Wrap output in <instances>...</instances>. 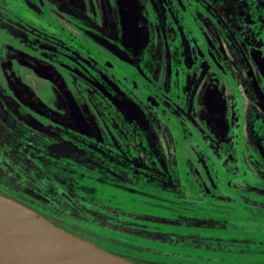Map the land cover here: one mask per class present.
I'll list each match as a JSON object with an SVG mask.
<instances>
[{
    "label": "rangeland",
    "instance_id": "1",
    "mask_svg": "<svg viewBox=\"0 0 264 264\" xmlns=\"http://www.w3.org/2000/svg\"><path fill=\"white\" fill-rule=\"evenodd\" d=\"M180 2L184 9L176 0H0V195L137 264L264 254V239L204 231L264 230V223L194 213L207 200L219 207L235 199L264 212V0ZM55 26L164 105L182 128V170L167 123ZM238 157L247 181L237 175ZM51 161L102 176L107 188L53 173ZM219 163L230 185L219 182ZM167 197L179 212L167 211Z\"/></svg>",
    "mask_w": 264,
    "mask_h": 264
},
{
    "label": "trees",
    "instance_id": "2",
    "mask_svg": "<svg viewBox=\"0 0 264 264\" xmlns=\"http://www.w3.org/2000/svg\"><path fill=\"white\" fill-rule=\"evenodd\" d=\"M176 1L178 3L179 7L181 9H184L180 0H176ZM183 11L185 13V16H186L188 23L194 29V31L197 32V30L195 29V26H194L193 22L190 20L188 14L185 12V10H183ZM54 32L57 33L59 36L63 37L64 39H66L67 41H69L70 43H72L73 45L82 49V51H84L85 53L92 55L93 58L97 59L100 63L105 65L109 70H111L120 79L121 82H123L130 90H132L142 100L143 103L147 104L159 117H161L164 120V122L167 123V125L169 126L172 133L175 136H177V138L179 140V145L177 148V163H178L179 169L182 170L184 168L183 157H182L183 141L181 139L182 128H181L180 124H178V121L166 110L164 105L160 101H158L149 91H147L146 89L141 87L133 78H131V76L127 75L120 68H118L117 65L113 64L111 61L104 58L102 55H100L97 51L93 50L91 47L85 45L81 40L72 36L63 28L55 26ZM197 34H198V32H197ZM202 45L203 46L205 45L204 47H206V44H202ZM207 53H208V56L210 57V59L212 60V62L220 70V72L225 75V77H226L227 81L230 83V85L234 89H236L235 83H234L233 79L231 78L230 74L216 60L214 54L212 52H210V50H208ZM94 108L97 109L96 110L97 114H94L92 111L91 112L89 111V113H93V117L95 119L97 117V115L100 112H102L103 107L98 106V107H94ZM98 110H101V111H98ZM49 118H51V120L55 119V122H57L58 120L61 119L59 124L60 123L62 124L63 119L61 117L56 119V117L54 118L53 116H50ZM89 119L94 120L90 117H89ZM78 121H80V120H78ZM75 128H78V127H75ZM78 129H80V128H78ZM80 131H82V130H80ZM80 131L79 132L75 131L73 136L81 135L82 132H80ZM90 136L93 137L92 134ZM192 137L205 150L206 153L210 154V151L205 148L203 143L200 142L197 137H195V136H192ZM66 145L69 146L68 143H66ZM58 151H59V154H62V155H65L68 152V149L65 148L64 142H63V146L60 149H58ZM246 151H247V154L249 155V157L255 163L259 164V161L256 159L254 154L248 149H246ZM49 165H50L49 166L50 171L53 173L57 172L60 174H69L72 176V178L74 180L85 179L91 183L99 181V182H102L103 184H105V186H102V187L107 188L108 181L102 179L103 178L102 176L101 177L97 176V175L91 176L89 174V172L84 170V169L83 170H76L74 168L71 169L68 167L67 164L65 165L64 163L57 162V161H51L49 163ZM236 169H237V175L239 178L246 180L247 177H249L248 176L249 172L245 170L244 164L241 162V159L239 157H238ZM181 176H182V180H183L184 184L189 187L188 177L185 174V172H183L181 174ZM220 177H221V180H223V182L226 185H230L229 183L231 181V176H226V173H224L223 167H221V165L219 163V182L221 181ZM67 184L71 188V190H73V191L76 190L73 182L71 183V181L68 180ZM95 191H96L97 196L103 195L102 194L103 191L101 190V188H99V189L97 188V189H95ZM234 192L235 191H233V190L231 191V193H234ZM57 193L58 194L62 193L64 195L66 194V192H63L60 190H58ZM105 196H107V194ZM164 200L167 203L166 204L167 207L166 206L165 207H166L168 212H174V213L179 212L178 209L171 206V203L174 201L173 198L167 197ZM208 203H209V201L207 200L206 203H203V204H200L199 206H197L194 213L199 214L201 216L207 215V216H211V217H215V218H221V219L250 220V221H254L256 223H264V212L253 211L250 207L243 204L240 200L235 199V201L232 204H227V205H223V206H219V207H217V205H213L211 203H209V205H208ZM54 214H55V216H58V215H56V213H54ZM52 223L57 225V226H60V224H61L60 222H52ZM62 228L68 231L67 226L63 225ZM204 231L208 235H219V234H222L225 236H227V235L228 236L229 235H238L240 237H250V238H253L255 240L264 239V230H261L258 228H250V229L237 230V231L236 230L206 229ZM95 244H97L98 246H100L102 248H105L106 250H109V251L115 253V251L109 249L108 247H105L102 244H99V243H95ZM207 254H208V258L212 259L213 262H216L217 264H257L259 262H264V254H255V253H249V252H247V253L226 252V251L207 252Z\"/></svg>",
    "mask_w": 264,
    "mask_h": 264
},
{
    "label": "water",
    "instance_id": "3",
    "mask_svg": "<svg viewBox=\"0 0 264 264\" xmlns=\"http://www.w3.org/2000/svg\"><path fill=\"white\" fill-rule=\"evenodd\" d=\"M0 264H137L0 195Z\"/></svg>",
    "mask_w": 264,
    "mask_h": 264
}]
</instances>
